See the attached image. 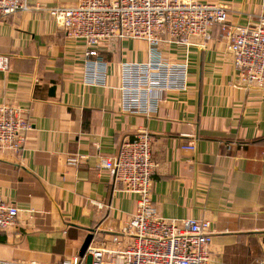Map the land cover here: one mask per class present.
<instances>
[{"label": "crops", "instance_id": "0c3cea01", "mask_svg": "<svg viewBox=\"0 0 264 264\" xmlns=\"http://www.w3.org/2000/svg\"><path fill=\"white\" fill-rule=\"evenodd\" d=\"M79 1L29 0L27 12L0 20V56L10 59L9 70H0V106L25 110L31 124L20 152L0 150V194L21 211L17 224L0 233V259L61 264L80 257L89 229L92 247L117 248L113 239L136 213L138 196L101 164L147 133L159 214L209 220L210 264H264V89L239 86L217 26L208 41L165 46L171 61L187 64V90L165 93L151 117L126 113L119 64L146 62L149 44H101L108 87L86 86L85 45L51 15ZM196 1L225 6L239 27L264 17V0ZM191 145L196 150L183 149ZM76 156L81 164L69 166Z\"/></svg>", "mask_w": 264, "mask_h": 264}, {"label": "built area", "instance_id": "2783aa9c", "mask_svg": "<svg viewBox=\"0 0 264 264\" xmlns=\"http://www.w3.org/2000/svg\"><path fill=\"white\" fill-rule=\"evenodd\" d=\"M29 9V0H0V20ZM51 15L68 38L85 45L86 86L108 87V62L101 58V44L113 39L149 44L146 62L119 64L118 90L126 113L151 117L159 110L165 93L187 90L189 68L171 61L165 46L191 47L198 38L208 41L217 26L228 42L239 86L264 89V17L257 26L239 27L229 22L225 6L196 0H80L75 6L56 8ZM9 68L10 59L0 56V70ZM25 115V110L0 106V150L23 149L31 129ZM153 147L154 139L141 133L125 141L115 158L102 161L101 167L115 184L138 196L136 213L113 239L117 248L90 246L84 258L74 257L61 264H210L211 222L168 220L153 203L157 167ZM183 149L193 151L196 147ZM82 158L69 157L67 164L77 167ZM20 212L0 194V233L17 224ZM0 264L39 263L0 259Z\"/></svg>", "mask_w": 264, "mask_h": 264}, {"label": "water", "instance_id": "95a60500", "mask_svg": "<svg viewBox=\"0 0 264 264\" xmlns=\"http://www.w3.org/2000/svg\"><path fill=\"white\" fill-rule=\"evenodd\" d=\"M88 231H89V235L85 239V241L81 247V250H80V257L81 258L85 257L89 247L91 246V244L94 240V230L89 229Z\"/></svg>", "mask_w": 264, "mask_h": 264}, {"label": "rangeland", "instance_id": "374dc122", "mask_svg": "<svg viewBox=\"0 0 264 264\" xmlns=\"http://www.w3.org/2000/svg\"><path fill=\"white\" fill-rule=\"evenodd\" d=\"M89 262H90V259H89Z\"/></svg>", "mask_w": 264, "mask_h": 264}]
</instances>
